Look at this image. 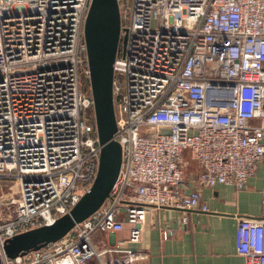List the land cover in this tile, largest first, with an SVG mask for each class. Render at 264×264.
Wrapping results in <instances>:
<instances>
[{
  "label": "built area",
  "instance_id": "obj_1",
  "mask_svg": "<svg viewBox=\"0 0 264 264\" xmlns=\"http://www.w3.org/2000/svg\"><path fill=\"white\" fill-rule=\"evenodd\" d=\"M89 1L0 0V247L68 212L96 175L93 101L79 88ZM119 42L122 157L108 195L60 239L1 252L0 264H133L148 256L126 246L141 239L148 207L208 210L201 187L242 189L258 165L264 211V0H129ZM183 151L198 166L187 178ZM235 248L244 264H264V215L238 219Z\"/></svg>",
  "mask_w": 264,
  "mask_h": 264
},
{
  "label": "crops",
  "instance_id": "obj_2",
  "mask_svg": "<svg viewBox=\"0 0 264 264\" xmlns=\"http://www.w3.org/2000/svg\"><path fill=\"white\" fill-rule=\"evenodd\" d=\"M183 157L187 178L197 172L198 166L188 151H183ZM187 170L192 171L187 175ZM262 184V166L258 165L242 189L230 184L201 187V198L208 210L148 207L141 239L126 244L145 248L148 256L133 264H244V257L235 248V227L240 217L264 215ZM191 186L190 181L181 184L184 190ZM164 228L172 229L173 233L163 238ZM101 234L97 233V237ZM126 235V229L115 233L117 238Z\"/></svg>",
  "mask_w": 264,
  "mask_h": 264
},
{
  "label": "water",
  "instance_id": "obj_3",
  "mask_svg": "<svg viewBox=\"0 0 264 264\" xmlns=\"http://www.w3.org/2000/svg\"><path fill=\"white\" fill-rule=\"evenodd\" d=\"M82 33L99 144L96 175L73 207L54 222L8 237L0 247V253L8 257L38 249L64 236L75 223L102 204L119 170L122 150L119 142L113 138L115 113L112 96L113 61L120 37L118 0H90Z\"/></svg>",
  "mask_w": 264,
  "mask_h": 264
},
{
  "label": "rangeland",
  "instance_id": "obj_4",
  "mask_svg": "<svg viewBox=\"0 0 264 264\" xmlns=\"http://www.w3.org/2000/svg\"><path fill=\"white\" fill-rule=\"evenodd\" d=\"M118 3H119L120 10H122L124 8H128L129 0H118ZM119 45H120V42H119L118 46ZM85 66H87V63H85ZM119 82L120 83H123V79H120ZM79 86H80V90L81 91L87 93L88 95H91L88 74L85 73L83 71V69L80 70ZM87 116H88V119H89L90 130L85 134V136H92L94 134V132H96L95 121H94V114H93V108L87 110ZM190 171H192V170H190ZM190 171L187 170V173L186 174L188 175L190 173ZM100 237L102 238V234L100 235Z\"/></svg>",
  "mask_w": 264,
  "mask_h": 264
},
{
  "label": "trees",
  "instance_id": "obj_5",
  "mask_svg": "<svg viewBox=\"0 0 264 264\" xmlns=\"http://www.w3.org/2000/svg\"><path fill=\"white\" fill-rule=\"evenodd\" d=\"M79 88H80V86H79Z\"/></svg>",
  "mask_w": 264,
  "mask_h": 264
}]
</instances>
